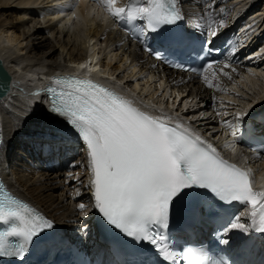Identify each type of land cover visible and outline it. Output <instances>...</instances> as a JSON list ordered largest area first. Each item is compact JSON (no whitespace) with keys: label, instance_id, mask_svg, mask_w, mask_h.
Masks as SVG:
<instances>
[{"label":"snow or ice","instance_id":"snow-or-ice-1","mask_svg":"<svg viewBox=\"0 0 264 264\" xmlns=\"http://www.w3.org/2000/svg\"><path fill=\"white\" fill-rule=\"evenodd\" d=\"M96 3L108 17L140 39L145 51L158 60L164 58L147 46V35L159 33L162 26L184 19L176 7V0H128L124 6H119V0H96ZM67 7L62 5L58 9ZM212 7H218L215 0H208L207 6H202L209 14ZM137 20L147 22L144 29L131 26ZM221 27H226L223 21ZM219 34V31L211 30L213 39ZM183 43L182 36H174L169 41L172 47ZM204 43L210 45L212 41L206 39ZM216 51L220 52L219 49ZM229 51L233 57L237 54L235 48L230 47ZM172 66L183 67L181 64ZM206 67L212 78L203 75L205 85L221 91L226 89L220 87L216 73L231 80L232 74L238 71L232 67L231 61L222 67L218 61H213ZM78 68L87 70L88 75L52 77L45 93L50 98V112L54 118H63L69 130H75L84 142L90 179L83 186L91 190L92 209L106 224L130 237L138 246L139 251L134 253L114 249V264H229L227 259L206 254L203 248L179 242L169 231L175 203L194 198L205 206L207 201L204 198L208 193L222 205L239 203L247 209L223 225L221 232L224 236L233 230L246 233L250 227L264 234V190L254 187L253 169L241 167L221 155L212 142L213 138H218L217 129L208 130L205 135L193 126L207 114L201 113L188 121L178 114L173 116L144 104L142 100L137 106L134 95L131 99L126 98L115 88L93 78L92 74L99 65L89 68L83 63ZM0 77L6 78V74L0 73ZM112 79L114 81L115 77ZM233 94L240 95L238 92ZM217 102L220 110L216 116L230 117L222 119V127L229 130L233 143L242 139L240 127L256 105L229 113L227 108L234 106V102ZM256 103H264V100ZM252 151L259 159L264 146L253 147ZM79 163L74 162L72 167L79 166ZM72 175L69 173L70 177ZM78 207L87 211L84 203ZM246 216L250 225L241 222ZM55 227L52 219L46 218L29 203L0 189V257L14 256L23 261L29 250L41 240L42 234ZM87 230L85 225L82 231ZM141 241L150 244L154 252L144 248ZM219 243L227 246L229 240L219 239ZM142 252L149 256L140 257ZM231 264L243 262L233 259Z\"/></svg>","mask_w":264,"mask_h":264},{"label":"bare ground","instance_id":"bare-ground-1","mask_svg":"<svg viewBox=\"0 0 264 264\" xmlns=\"http://www.w3.org/2000/svg\"><path fill=\"white\" fill-rule=\"evenodd\" d=\"M69 1L0 0V60L10 76L8 89L0 97V170L15 193L61 226L72 240L87 241L89 246L94 241V210L91 190L83 186L90 179L84 142L62 125L60 117L54 118L46 102L38 100L34 88L55 71L88 75L87 70L78 68L80 64L86 63L89 68L99 65L93 76L121 83L126 94L145 104L170 107L189 118L205 113L206 118L196 121L198 125L222 127V119L230 117L216 116L220 110L218 100L234 102L227 108L229 113L247 110L250 105H256L250 114L264 108V103H256L264 100V3H260L264 0H215L218 7H212L211 14L202 8L208 0H177L188 29L211 38V30L215 29L220 34L214 39L230 41V47L239 46L245 52L237 50L233 57L228 50V59L219 62L222 67L232 60V67L238 70L231 80L216 73L220 87L226 91L208 88L203 76L191 79L180 72L160 69L135 44L125 40L96 1L74 0L77 8L75 5L71 10ZM66 4L67 8L58 9ZM242 9L243 15L235 20L239 34L234 36L228 22ZM75 10H80L84 20L92 19V10L99 11V19L108 18L107 23L97 20L89 22L85 32L81 28L69 32L64 26L75 19ZM221 21L226 27H221ZM100 54L104 60L98 57ZM245 55L252 59L246 62ZM204 75L212 78L209 70ZM236 92L240 95L233 94ZM165 96L174 99L166 104ZM227 146L233 148L230 142ZM249 158L254 166L264 169V158ZM77 161L79 166L72 167ZM80 203L87 206L86 212L79 209ZM85 225L87 232L82 231Z\"/></svg>","mask_w":264,"mask_h":264},{"label":"rangeland","instance_id":"rangeland-1","mask_svg":"<svg viewBox=\"0 0 264 264\" xmlns=\"http://www.w3.org/2000/svg\"><path fill=\"white\" fill-rule=\"evenodd\" d=\"M68 2V1H67ZM69 2H71L72 4H73V1L72 0H70ZM46 3H49V2H46ZM75 3V2H74ZM260 3H264V2H260ZM54 5V4H53ZM75 5H76V8H77V3H75ZM259 5V4H258ZM261 5V4H260ZM259 5V6H260ZM52 6V5H51ZM259 6H257L258 8H259ZM79 11L80 10H78V12H76V10H75V12L74 13H76V17H74L75 19L72 21V22H68L64 27L66 28H68V30H69V32H72L71 30H73L74 28L75 29H77V28H81L82 30L81 31H86V29H87V26L91 23V22H93V21H95V22H97V20H100L101 22H104V23H107V21L106 20H108V18H106L105 20L103 19V20H101V19H99L100 18V12L99 11H91V12H93V13H91L90 14V16H92V17H90V18H92L91 20H89V19H87V20H84L81 16H80V14H79ZM37 14H38V12H37ZM90 22V23H89ZM59 25V24H58ZM98 51V50H97ZM98 57H102V60H104V58H103V54L101 55H99ZM120 70H122V68L120 69ZM134 77H136V75L134 76ZM139 81H141V80H139ZM144 82V81H143ZM157 82V81H156ZM133 83V82H132ZM131 83V84H132ZM152 85H153V83H152ZM152 87V86H151ZM152 90V89H151ZM174 99V98H173ZM171 97H164L163 98V103H168L169 101H171V100H173Z\"/></svg>","mask_w":264,"mask_h":264},{"label":"water","instance_id":"water-1","mask_svg":"<svg viewBox=\"0 0 264 264\" xmlns=\"http://www.w3.org/2000/svg\"><path fill=\"white\" fill-rule=\"evenodd\" d=\"M0 73L6 74V78L0 77V97H2L8 89L10 76L7 73V71L5 70V68L3 67L1 60H0Z\"/></svg>","mask_w":264,"mask_h":264}]
</instances>
